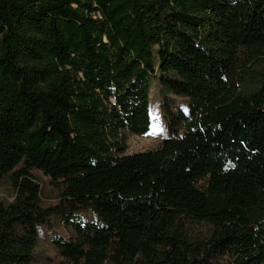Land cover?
<instances>
[{
	"label": "trees",
	"instance_id": "obj_1",
	"mask_svg": "<svg viewBox=\"0 0 264 264\" xmlns=\"http://www.w3.org/2000/svg\"><path fill=\"white\" fill-rule=\"evenodd\" d=\"M154 79L168 135L127 154ZM3 177L0 264L53 214L59 264H264V0H0Z\"/></svg>",
	"mask_w": 264,
	"mask_h": 264
},
{
	"label": "rangeland",
	"instance_id": "obj_2",
	"mask_svg": "<svg viewBox=\"0 0 264 264\" xmlns=\"http://www.w3.org/2000/svg\"><path fill=\"white\" fill-rule=\"evenodd\" d=\"M151 129L144 135H129L127 154L147 150H157L161 147L163 139L168 135L167 123L162 112V93L157 79L152 81L150 94ZM171 104L174 111L187 110L186 100L181 97L171 96ZM35 177L43 188V202L45 205H53L58 201L57 192L51 182V178L43 172L34 170ZM15 199V190L7 177L0 179V202L10 203ZM82 221H95L96 217L90 207L77 212ZM38 245L35 250L34 260L31 264H59L60 256L55 244V239L70 237V226L60 215L53 214L48 221L38 227Z\"/></svg>",
	"mask_w": 264,
	"mask_h": 264
}]
</instances>
